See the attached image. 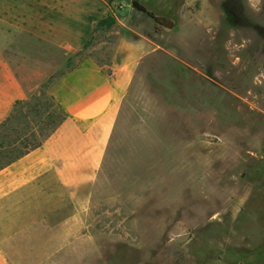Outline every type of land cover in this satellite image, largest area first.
<instances>
[{
	"label": "rangeland",
	"instance_id": "374dc122",
	"mask_svg": "<svg viewBox=\"0 0 264 264\" xmlns=\"http://www.w3.org/2000/svg\"><path fill=\"white\" fill-rule=\"evenodd\" d=\"M120 1L84 0V49L27 51L28 97L0 124L3 165L65 119L67 71L97 61L113 78L117 120L81 210L89 235L45 264H264V0H140L173 28Z\"/></svg>",
	"mask_w": 264,
	"mask_h": 264
},
{
	"label": "crops",
	"instance_id": "0c3cea01",
	"mask_svg": "<svg viewBox=\"0 0 264 264\" xmlns=\"http://www.w3.org/2000/svg\"><path fill=\"white\" fill-rule=\"evenodd\" d=\"M31 1L51 15L21 10L18 0H0V124L28 97L21 73L27 51L37 44L84 49L91 30L92 8L84 0ZM105 66L86 61L67 71L57 90L65 119L36 148L0 167V264L70 257L72 242L89 235L81 210L118 114L115 84Z\"/></svg>",
	"mask_w": 264,
	"mask_h": 264
},
{
	"label": "water",
	"instance_id": "95a60500",
	"mask_svg": "<svg viewBox=\"0 0 264 264\" xmlns=\"http://www.w3.org/2000/svg\"><path fill=\"white\" fill-rule=\"evenodd\" d=\"M122 1H124L127 5H130L136 9L147 12L152 17H154L157 21L162 22L164 25H166L169 28H173L175 25L174 21L170 19L169 17L162 16V15H155L153 12L149 11V9L143 3H141L140 0H122Z\"/></svg>",
	"mask_w": 264,
	"mask_h": 264
},
{
	"label": "built area",
	"instance_id": "2783aa9c",
	"mask_svg": "<svg viewBox=\"0 0 264 264\" xmlns=\"http://www.w3.org/2000/svg\"><path fill=\"white\" fill-rule=\"evenodd\" d=\"M127 6V4L124 1H120L117 5H115L116 8L124 9Z\"/></svg>",
	"mask_w": 264,
	"mask_h": 264
},
{
	"label": "trees",
	"instance_id": "16d2710c",
	"mask_svg": "<svg viewBox=\"0 0 264 264\" xmlns=\"http://www.w3.org/2000/svg\"><path fill=\"white\" fill-rule=\"evenodd\" d=\"M37 146H38V145H37ZM37 146H34V147H32L31 149L36 148ZM31 149H28V150H26L25 152H23V153L17 155L16 157L10 159L9 161H6L5 164H6V163H9L11 160L16 159V158H18L19 156H21V155H23V154H25L26 152H28V151L31 150ZM3 165H4V164H3ZM3 165H0V167L3 166Z\"/></svg>",
	"mask_w": 264,
	"mask_h": 264
}]
</instances>
